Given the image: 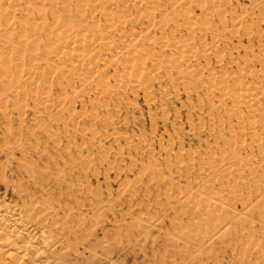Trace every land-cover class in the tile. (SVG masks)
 <instances>
[{"label":"rangeland","instance_id":"rangeland-1","mask_svg":"<svg viewBox=\"0 0 264 264\" xmlns=\"http://www.w3.org/2000/svg\"><path fill=\"white\" fill-rule=\"evenodd\" d=\"M7 1L0 198L49 264H264V0Z\"/></svg>","mask_w":264,"mask_h":264},{"label":"bare ground","instance_id":"bare-ground-1","mask_svg":"<svg viewBox=\"0 0 264 264\" xmlns=\"http://www.w3.org/2000/svg\"><path fill=\"white\" fill-rule=\"evenodd\" d=\"M9 1V0H8ZM7 1V2H8ZM11 1V0H10ZM35 1V0H34ZM2 2V1H1ZM39 2V1H38ZM13 3V2H12ZM94 6V5H93ZM6 7V6H5ZM8 9V8H7ZM6 9V10H7ZM14 11V10H13ZM7 12V11H6ZM170 12V11H169ZM12 13V12H11ZM20 13V12H19ZM121 18V17H120ZM11 19V17H10ZM9 19V20H10ZM107 19V18H106ZM109 21V19H108ZM118 21V20H117ZM97 23V21H96ZM107 23V21H106ZM112 23V22H111ZM93 24V23H92ZM99 24V23H98ZM119 24V23H118ZM117 24V25H118ZM107 25V24H106ZM121 25V24H120ZM195 25V24H194ZM238 25V24H237ZM20 26V25H19ZM107 27V26H106ZM114 28V27H113ZM115 29V28H114ZM84 32V31H83ZM82 32V33H83ZM102 32V31H101ZM76 34V33H75ZM117 34V33H116ZM83 36V35H82ZM91 39V37H90ZM82 41V40H80ZM107 41V40H105ZM83 43V42H82ZM79 42V44H82ZM165 43V42H164ZM89 44V43H88ZM104 44V43H103ZM110 44V43H109ZM160 44V43H159ZM33 45V44H32ZM108 43L105 44V46ZM111 45V44H110ZM136 45V44H135ZM102 47V46H101ZM107 47H103L108 49ZM59 48V47H58ZM78 48V47H77ZM166 48V45H165ZM81 49V47L79 48ZM105 49V50H106ZM102 51V50H101ZM104 51V50H103ZM76 52V51H74ZM83 52V51H82ZM72 53V52H71ZM100 53V51H99ZM98 53V54H99ZM68 54V53H67ZM84 55V54H83ZM83 57V56H82ZM81 57V59H82ZM70 58V57H69ZM75 58V57H74ZM178 58V56H177ZM68 59V58H67ZM76 59V58H75ZM80 59V58H79ZM80 59V60H81ZM84 59V58H83ZM34 60V59H33ZM71 62V61H70ZM73 63V62H72ZM71 63V64H72ZM85 64V63H84ZM80 65V64H79ZM86 65V64H85ZM84 65V66H85ZM94 65V64H93ZM92 66V65H91ZM132 66V65H131ZM134 67V66H133ZM132 67V68H133ZM141 67V66H140ZM4 69V68H3ZM68 70V68L66 67ZM78 69V68H76ZM130 68H127V70ZM137 68H135L136 70ZM71 70V69H70ZM134 71V70H133ZM80 72V71H79ZM139 72V71H138ZM126 74V73H124ZM32 75V74H31ZM73 75V74H72ZM132 75V74H131ZM140 75V74H139ZM123 77V75H122ZM135 77V76H134ZM39 78V77H38ZM128 78V77H127ZM32 79V77H31ZM132 79V78H131ZM33 80V79H32ZM118 80V79H117ZM139 80V79H138ZM142 80V79H141ZM244 80V79H243ZM242 80V81H243ZM124 81V80H123ZM34 82V81H33ZM129 82V81H128ZM136 82V81H135ZM244 82V81H243ZM248 82V81H247ZM34 84V83H33ZM44 84V83H43ZM79 84V83H78ZM99 84V83H98ZM137 84V83H136ZM140 84V83H139ZM250 84V83H249ZM36 85V83H35ZM34 85V86H35ZM102 85V84H101ZM124 85V84H123ZM129 85V83H128ZM143 85V84H142ZM242 86L244 84H241ZM72 87V86H71ZM127 87V86H125ZM247 87V86H246ZM107 88V87H106ZM32 89V88H31ZM106 91V90H105ZM109 91V90H108ZM107 91V92H108ZM36 96V95H35ZM120 96V95H119ZM21 97V96H20ZM254 97V96H253ZM249 98V97H248ZM252 98V97H250ZM251 100V99H250ZM253 100V98H252ZM188 168V167H187ZM38 172V171H37ZM20 174V173H19ZM46 179V178H45ZM55 179V178H54ZM56 183V182H55ZM261 184V183H260ZM34 189V188H33ZM59 190V189H58ZM51 193V192H50ZM65 196V195H64ZM195 199V198H194ZM45 203V202H44ZM40 204V203H39ZM77 204V203H76ZM51 205V203H50ZM35 204L18 207L0 198V264H49V249H57L58 233L45 220H38ZM41 207V206H40ZM52 207V206H51ZM50 207V208H51ZM44 208V207H43ZM46 208V207H45ZM49 208V209H50ZM48 209V210H49ZM40 210V209H39ZM43 210V209H42ZM45 210V209H44ZM102 210V209H101ZM42 214V213H41ZM45 214V213H44ZM46 217V215H45ZM42 219V218H41ZM51 223V222H50ZM53 227V226H52ZM60 230V229H59ZM58 230V231H59ZM72 234V233H71ZM207 234V233H206ZM234 235V234H233ZM61 237V236H60ZM65 239V238H64ZM247 245V244H246ZM53 257V256H52ZM55 259V258H54ZM53 261V260H52Z\"/></svg>","mask_w":264,"mask_h":264}]
</instances>
